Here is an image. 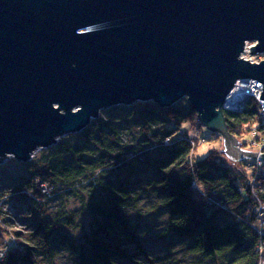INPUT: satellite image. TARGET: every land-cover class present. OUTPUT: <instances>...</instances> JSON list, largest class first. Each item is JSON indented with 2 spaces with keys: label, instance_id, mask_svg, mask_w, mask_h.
<instances>
[{
  "label": "water",
  "instance_id": "water-1",
  "mask_svg": "<svg viewBox=\"0 0 264 264\" xmlns=\"http://www.w3.org/2000/svg\"><path fill=\"white\" fill-rule=\"evenodd\" d=\"M264 0H0V163H28L100 112L186 98L233 161L259 159L228 131L238 81L261 83Z\"/></svg>",
  "mask_w": 264,
  "mask_h": 264
},
{
  "label": "trees",
  "instance_id": "trees-1",
  "mask_svg": "<svg viewBox=\"0 0 264 264\" xmlns=\"http://www.w3.org/2000/svg\"><path fill=\"white\" fill-rule=\"evenodd\" d=\"M225 119L229 133L243 145L264 136L254 99L241 113H225ZM199 127L190 105L115 106L31 162L19 163L25 176L0 193V249L7 248L0 264H56L60 246L69 250L74 264L148 261L142 227L131 215L143 194L166 217L160 237L168 246L180 245L212 264H264V212H257L264 202V164H232L215 148L197 159L195 146L206 141L196 135ZM212 138L220 136L212 133ZM57 197H74L80 208L68 215L57 209L45 217L46 205ZM14 199L23 208L28 203L39 207L26 225L8 215L10 210L17 216ZM83 213L90 220L88 232L77 241L60 235L79 227Z\"/></svg>",
  "mask_w": 264,
  "mask_h": 264
},
{
  "label": "rangeland",
  "instance_id": "rangeland-1",
  "mask_svg": "<svg viewBox=\"0 0 264 264\" xmlns=\"http://www.w3.org/2000/svg\"><path fill=\"white\" fill-rule=\"evenodd\" d=\"M246 43L247 42H245V46ZM251 45L254 46L255 43H249L247 46H251ZM242 58L252 63H258L264 60V54L252 55L250 53V50H247L245 53H243ZM175 105H177L178 107H187L189 103L186 98H182L181 100L176 102ZM160 127H161L160 124L159 126L155 125L154 129L158 131ZM188 127H189L188 125L182 126L184 130H186ZM132 128L133 127H131L132 132L136 134V130H133ZM135 128H137L138 130L139 127L135 126ZM192 135H194V133H192ZM196 135H200L202 138L206 139L205 143L199 146H198L199 143H197V145L195 146V150L193 152H194V156L197 159L203 158L212 148L218 149L220 150V152H222L223 150L222 140L218 139L216 141L214 138H212V133L209 132L206 128L199 127L196 131ZM245 140H250V139L248 138ZM241 142H239L241 148L252 152H257V154H260L259 151L260 142L258 143L257 141H255L257 147H254L252 145L253 140L250 144L248 145L245 144L246 146L243 145ZM44 150L46 149L37 150L33 154L29 162L34 160L35 159L34 157L39 156ZM246 161H252V160L248 159ZM228 162H231L232 164L238 163L237 161H233V160H229ZM19 163L20 162L16 161L12 156H8L2 163H0V193L10 190V188L16 185L20 177L25 176L26 173L25 168L22 167ZM147 195L148 194L142 195L143 198L140 202L141 203L140 206L136 210H134L131 215H133L137 219L138 224L142 227L140 233L143 232L142 233L144 238L143 244L146 243L145 246L147 247V250L151 252L149 255L150 260L139 261V262L135 260L131 262L133 264H212L209 261L200 259L194 255H190L191 253H189L188 250H184L180 245L168 246V244L165 243L164 240L163 241L161 240L160 230L165 229L166 217L163 214V211L160 209L159 204L151 197H147ZM63 198L67 200L63 201ZM63 198L57 197L52 202H49L46 205V209L43 215L45 217L51 218L54 216V212L57 211V209L58 210L62 209V211H66L65 215H68L71 211H75L80 208L79 202L77 201L76 198L74 197L73 198L63 197ZM14 200L16 201L15 208H16L17 216L16 215L13 216L11 214L9 217L11 218V220L17 219L26 225L30 217L33 215V212L34 211L36 212L39 207L36 206L37 208H35V205L28 203L23 208V205L20 203V201H17L16 199ZM150 201H154V204H152ZM44 208L45 206L43 207V210ZM89 221H90L89 217L83 213L82 217L78 221L79 227L73 228L72 230L64 229L62 233H60V235L66 237V239L77 241L79 237L82 235V233L84 234L85 232L89 231V223H90ZM14 226L15 229H18V227L15 224ZM151 260L152 262H150ZM54 261L56 262V264H74V259L72 257V254H70L69 250H67L66 247H61V246L57 251L56 255L54 256ZM123 264H130V263H123Z\"/></svg>",
  "mask_w": 264,
  "mask_h": 264
},
{
  "label": "built area",
  "instance_id": "built-area-1",
  "mask_svg": "<svg viewBox=\"0 0 264 264\" xmlns=\"http://www.w3.org/2000/svg\"><path fill=\"white\" fill-rule=\"evenodd\" d=\"M249 43H246V46L244 48V52L245 53L247 50H250L251 46H247ZM242 53V55H243ZM241 55V57H242ZM237 87V89L235 90V88ZM261 88L262 85L260 82L255 81V80H248V81H238L233 89L231 90V92L228 94V96L225 99V102L222 106V110L224 113H241L243 112V110L245 109V106L247 104V102L251 99H254L255 101H257L259 107H260V115L261 118L264 120V102L259 100V96L261 94ZM234 90L237 91V93H234ZM256 133H253V135H255ZM261 138V137H260ZM259 140H255L258 143L260 142V153L264 152V136L263 138H261ZM253 141L252 145L254 147H257L256 142ZM263 141V142H261ZM164 144L167 145L168 144V140L164 141ZM255 162V164H257V167H262V165L264 164L261 160L259 159H255L252 160ZM262 172L264 173V167L262 169ZM258 214L260 215V213L264 212V202L263 203H259V207L257 209ZM9 216L12 213V211H8ZM264 251V250H263ZM7 253V248H3L0 249V261L1 259H3L5 257Z\"/></svg>",
  "mask_w": 264,
  "mask_h": 264
},
{
  "label": "bare ground",
  "instance_id": "bare-ground-1",
  "mask_svg": "<svg viewBox=\"0 0 264 264\" xmlns=\"http://www.w3.org/2000/svg\"><path fill=\"white\" fill-rule=\"evenodd\" d=\"M236 89H237V87L235 88V90H236ZM235 90H234V93L236 94V93H237V91H235Z\"/></svg>",
  "mask_w": 264,
  "mask_h": 264
}]
</instances>
